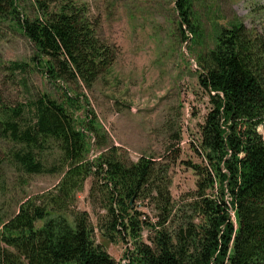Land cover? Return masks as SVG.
Returning a JSON list of instances; mask_svg holds the SVG:
<instances>
[{"label": "trees", "instance_id": "16d2710c", "mask_svg": "<svg viewBox=\"0 0 264 264\" xmlns=\"http://www.w3.org/2000/svg\"><path fill=\"white\" fill-rule=\"evenodd\" d=\"M34 2L37 15L30 18L16 0H0V24L9 17L17 22L43 58L47 78L91 88L110 74L118 50L101 38L87 4ZM193 2L175 0V10L179 32L196 43L203 32L193 23ZM209 38V47L197 55L199 80L213 109L202 129L207 166L193 206L196 215L165 227L172 199L150 159L127 165L111 149L101 161L83 163L93 122L79 129L70 110L75 99L65 103L43 94L14 108L1 107L0 138L12 144L7 159L26 175L42 174L48 172L47 150L56 147L69 170L53 192L28 199L6 222L0 216V264H118L95 243L88 213L77 212L72 219L64 214L92 174L109 195V230L134 241L127 264H264V36L254 37L234 22L212 25ZM152 184L168 214L151 246L141 241L142 227L128 209ZM210 189L216 194L207 193Z\"/></svg>", "mask_w": 264, "mask_h": 264}, {"label": "rangeland", "instance_id": "374dc122", "mask_svg": "<svg viewBox=\"0 0 264 264\" xmlns=\"http://www.w3.org/2000/svg\"><path fill=\"white\" fill-rule=\"evenodd\" d=\"M16 1L25 15H37L34 0ZM73 1L89 6L91 17L100 24L101 38L116 45L118 57L110 74L91 88L81 82L54 83L45 75L35 44L9 17L0 24V110L30 103L43 94L65 103L75 99L76 108L70 110L77 127L93 122L95 129L88 132L89 151L83 163L101 161L111 149L127 165L141 158L152 160L171 195L165 227L173 229L185 217L196 215L193 206L207 166L200 145L213 104L199 80L197 55L209 47L214 24L228 27L238 22L262 38L264 0H194L193 23L203 32L196 43L179 32L175 0ZM15 63L26 66L14 70ZM11 147L0 138V216L5 222L28 199L53 192L69 170L57 148L51 147L45 157L48 172L26 175L8 161ZM100 184L97 174L89 176L83 188L73 193L64 214L72 219L77 212L88 213L95 243L118 264H127L134 241L109 230V195ZM154 188L155 184L149 185L128 209L142 227L141 241L151 246L158 224L168 214L159 207ZM207 193L216 194V189Z\"/></svg>", "mask_w": 264, "mask_h": 264}]
</instances>
